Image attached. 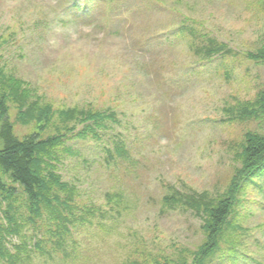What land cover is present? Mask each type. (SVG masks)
I'll return each mask as SVG.
<instances>
[{
    "label": "rangeland",
    "instance_id": "obj_1",
    "mask_svg": "<svg viewBox=\"0 0 264 264\" xmlns=\"http://www.w3.org/2000/svg\"><path fill=\"white\" fill-rule=\"evenodd\" d=\"M208 40L222 49L207 60L201 46ZM263 42L264 0H0L1 72L57 110L40 127L27 106L7 102L13 132L63 136L55 171L76 187L73 213L89 219L56 235L58 226L42 217L19 223L15 234L3 204L0 264H175L188 257L205 233L202 210L188 202L226 193L244 133L264 131L259 115L234 113L264 87V64L248 55ZM70 109L114 110L118 120L106 118L98 137H79L94 122L79 114L64 121L59 111ZM118 140L129 155L114 166L106 148ZM0 178L21 191L1 170ZM261 179L235 193V216L206 264H264ZM119 191L125 203L113 209L106 193ZM164 196L187 202L168 207ZM90 205L105 212L84 213Z\"/></svg>",
    "mask_w": 264,
    "mask_h": 264
},
{
    "label": "trees",
    "instance_id": "obj_2",
    "mask_svg": "<svg viewBox=\"0 0 264 264\" xmlns=\"http://www.w3.org/2000/svg\"><path fill=\"white\" fill-rule=\"evenodd\" d=\"M208 43L206 46H201L207 60L213 56L212 49H222L220 42L208 40ZM219 52L222 53V50L214 53ZM248 55L252 60L264 64V42L256 52ZM0 73L4 84L0 90V170L21 190L19 195L18 191H13L15 188L13 185L3 182L0 178V208L6 204L1 211L3 220L13 223L15 228L13 233L19 234L21 230L19 223L34 222L36 219L44 217L43 219L47 218L48 222L58 226L57 230H54V234H68V226L74 223L73 220L85 221L89 219L82 215L76 216L73 213L76 206L73 205V202L78 193L75 192L76 187L67 183L64 186L60 181L61 176L55 171L57 166L55 167L54 161H59L58 152L60 145H63V136L55 135L43 138L41 130L38 128L19 138L14 134L7 115V102L18 103V108L27 106L25 115L33 119L40 127L50 123L57 110L54 111L49 103L39 104L38 96L32 97L29 94V89L23 88L22 80L5 76L1 70ZM7 86H9L8 89ZM20 110L22 111V109ZM114 112V110H109V113L106 114L103 111L92 112L83 109L59 111L64 121L73 119L76 114L80 115V121L92 119L93 125H84L81 131L75 134L79 137H86L87 134L98 137L95 131L96 127L105 126L106 118H113L112 122L118 120ZM234 113L235 116H241V118L259 115L264 121V87L256 93L253 100L237 105ZM73 129V127L70 128L71 131ZM114 145V150L106 148L107 162L118 166L119 162L116 157L126 158L129 153L122 140H118ZM237 158L240 160V165L236 168L226 193L217 198L200 195L198 201L197 198L195 200L192 198L188 202V204L190 202L194 204L196 213H201V210L203 212L201 229L205 232L204 239L195 250H190L187 253L188 257H183L175 264H206V261L218 251L223 229L229 225V218L235 216L232 213L237 200L234 199L235 193L240 191L245 184H256L258 178H264V131L247 130L244 133L243 142L239 144ZM49 184L59 188L51 189ZM18 197H22V201L15 205L14 201ZM180 198L182 197L172 199L164 196L163 203L168 207H173V204L176 203L185 205L187 201ZM106 199L113 209L125 203L121 191L113 194L106 193ZM82 209L88 215H93L95 210L105 212L96 208L95 205L83 206ZM232 226L238 227V224L234 222ZM2 248L3 243L0 242V250Z\"/></svg>",
    "mask_w": 264,
    "mask_h": 264
}]
</instances>
